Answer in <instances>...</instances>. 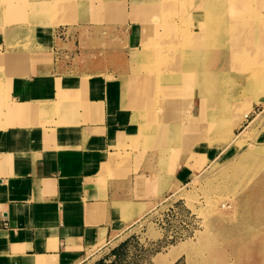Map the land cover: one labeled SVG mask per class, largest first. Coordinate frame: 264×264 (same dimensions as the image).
Segmentation results:
<instances>
[{
  "label": "crops",
  "instance_id": "1",
  "mask_svg": "<svg viewBox=\"0 0 264 264\" xmlns=\"http://www.w3.org/2000/svg\"><path fill=\"white\" fill-rule=\"evenodd\" d=\"M45 1L15 0L17 23L0 13V264H82L191 173L188 156L157 187L154 172L135 170L150 159L120 163L133 137L156 134L140 94L153 86L141 68L163 69L167 55L148 52L153 34L182 12L197 25L203 2L56 0L53 24L28 5Z\"/></svg>",
  "mask_w": 264,
  "mask_h": 264
},
{
  "label": "rangeland",
  "instance_id": "2",
  "mask_svg": "<svg viewBox=\"0 0 264 264\" xmlns=\"http://www.w3.org/2000/svg\"><path fill=\"white\" fill-rule=\"evenodd\" d=\"M260 1L264 3V0ZM260 1H253V4L259 5ZM41 3L28 5L37 14L43 12ZM179 4L192 5L186 1ZM2 6L7 9V13L0 11L3 21L7 20L8 24L19 21V3L0 0ZM195 10H200L199 21L202 20L200 5ZM54 12L43 13L51 16L50 22L53 24L63 22L56 18ZM260 12L264 14V7ZM191 14L178 13L168 20L170 24L166 30L156 34L152 30L155 38L151 44H154V49L146 50L156 52V49L163 48L173 55L176 47L183 44L184 31L194 26L195 18ZM196 31L191 34L193 41L199 37ZM251 56L257 64L252 63L248 68L255 73L259 70L264 72V48ZM162 66L163 69L157 64H150L140 71L148 79V86L153 84L152 87L142 88L140 94L145 101L142 108L148 111L146 124L154 125L156 134L152 136L151 143L150 138L142 132L133 137L131 145L123 147L120 165L125 170L129 168L132 152L138 154L139 160L150 159L149 168L136 159L134 166L135 170L148 169L150 174L154 172L157 187L169 182L176 171L183 167V159L188 156L186 166L191 167V173L181 185L173 183L165 189L168 191L166 195L171 194L169 204H161L165 195L154 208L131 223V230L127 234L118 235L82 264H98L99 261L101 264H238L233 245L244 240L250 221L260 223L264 229V202L243 199L251 189L258 196L264 193V95L256 101L260 80L259 85L255 84L247 91L242 87L247 73L235 71L223 77L226 82L214 90L216 100H228L234 96L239 103L237 111L227 118L226 114L218 113L204 95H192V81L186 79L175 57L171 60L169 56H163ZM162 73H165V79L161 82L158 79ZM153 76L157 79L155 83L151 81ZM141 84L145 85V82ZM201 97L205 99L203 104L199 102ZM239 108H244V112L241 120L236 122ZM199 151L205 152L207 158L202 159ZM163 190H157L156 199L162 197ZM169 205L172 206V216L170 212H164ZM163 212L168 214L165 225H157L150 220ZM133 213H126L122 219H127ZM178 215L187 216L181 218V222L177 220L180 218ZM195 218L198 222L196 227ZM180 223L190 235L182 240H166V233ZM204 238L208 239V243L202 248ZM122 242L124 246L118 253H112L111 250ZM261 248L264 250V247ZM263 250L255 255L258 259L254 256L256 264L264 263Z\"/></svg>",
  "mask_w": 264,
  "mask_h": 264
},
{
  "label": "bare ground",
  "instance_id": "3",
  "mask_svg": "<svg viewBox=\"0 0 264 264\" xmlns=\"http://www.w3.org/2000/svg\"><path fill=\"white\" fill-rule=\"evenodd\" d=\"M253 1L256 0H203L204 5L200 4L202 20L197 25L184 31L183 44L176 47L173 55L170 53L166 55L171 60L175 57L176 64L182 66L186 79L192 81V95H204L208 103H211L212 107H216L218 113L226 114L227 118L232 112L237 111V104L239 103L237 97L234 96H231L228 100L219 98L216 100L217 95L214 90L226 82L225 78L223 79L225 75L235 71L239 74L247 73L248 75L243 81L242 87L247 91L251 90V87L258 84L260 80L261 87L258 84L257 89H260L256 101L264 95V72L259 70L260 67L257 73L248 68L250 64L256 63L251 54L253 52L255 54L256 51L264 48V14L260 12V9L264 7V3L259 0V5H254ZM41 4L42 11L48 12L55 11L57 2L56 0H50ZM197 29L199 30L196 31ZM194 31L199 33L196 41L191 39V34ZM250 51H252L251 54ZM260 56L262 55L260 54ZM178 71L180 72V70ZM183 71L180 73H183ZM204 100L201 97L199 102L203 104ZM238 112L236 122L241 120L244 108H239ZM187 129L191 130L188 127ZM245 157L243 156V158ZM243 199H247L249 202L253 200L264 202V193L258 196L257 192L251 189L249 194L243 196ZM246 231L244 240L240 244H234L233 249L238 258V264H256L254 256L260 250H263L261 247H264L262 245L264 229L261 228L260 223L250 221ZM207 241V238L202 240V248L206 246ZM261 260L259 261L261 262Z\"/></svg>",
  "mask_w": 264,
  "mask_h": 264
},
{
  "label": "built area",
  "instance_id": "4",
  "mask_svg": "<svg viewBox=\"0 0 264 264\" xmlns=\"http://www.w3.org/2000/svg\"><path fill=\"white\" fill-rule=\"evenodd\" d=\"M170 197H171V194L166 195L165 198H163L161 204H162V205H165L164 203H167V202H168V204H169ZM170 207H172V206L169 205V206L167 207L166 211H164V212H170V213H171V211H170ZM164 212H163L162 214H158V215H156V216L153 217V218L151 217L150 220H151V221H154V223H156L157 225H165L164 220H165V218L168 216V214H165ZM177 214H178V213H177ZM171 216H172V213H171ZM178 216H179L180 218H177V217H176L177 220L180 219V221L182 222L183 219H181V218H185V216H187V215H185V216L178 215ZM196 223H198V222H197V220H196V218H195V227L198 225V224H196ZM193 231H194V230H193ZM193 231H192V232H193ZM189 235H190V234H189L188 229H187V228H184L183 224L180 223L178 226H175L174 228H171V229L166 233L165 238H166V240H168V241H176V240H182V239H185V238H187ZM163 236H164V235H163Z\"/></svg>",
  "mask_w": 264,
  "mask_h": 264
},
{
  "label": "trees",
  "instance_id": "5",
  "mask_svg": "<svg viewBox=\"0 0 264 264\" xmlns=\"http://www.w3.org/2000/svg\"><path fill=\"white\" fill-rule=\"evenodd\" d=\"M124 246V242L120 243L117 247L113 248L111 250L112 253H118V251ZM98 264H101V261L98 262Z\"/></svg>",
  "mask_w": 264,
  "mask_h": 264
}]
</instances>
